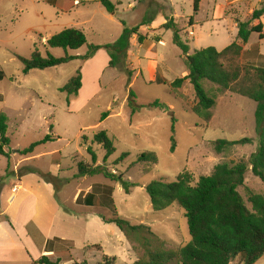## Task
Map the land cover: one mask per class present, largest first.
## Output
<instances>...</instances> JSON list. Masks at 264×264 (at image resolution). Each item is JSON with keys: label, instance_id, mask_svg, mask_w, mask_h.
Masks as SVG:
<instances>
[{"label": "rangeland", "instance_id": "1", "mask_svg": "<svg viewBox=\"0 0 264 264\" xmlns=\"http://www.w3.org/2000/svg\"><path fill=\"white\" fill-rule=\"evenodd\" d=\"M111 1L117 7L115 15L108 13L99 0H0V70L6 75L0 81V114L8 116L11 139L6 148L8 156L0 155V224L17 226L16 237L10 232V245L0 246V264H40L35 259L41 256L46 238L58 249H69L73 261L97 264L106 254L115 257L114 264H130L136 256L132 249L128 250L131 244L114 223H105L100 214L120 216L134 225L147 224L170 246L183 245L191 240L185 211L177 203L155 211L146 186L156 179L175 181L185 171L192 175V184H196L218 163L247 159L257 149L256 144L236 145L229 152L219 154L213 147V141L218 139L257 137L253 100L232 91L218 92L215 84L206 82V87L217 94L212 121L206 125L190 110L196 95L189 81L181 89L170 87L172 81L188 72L182 50L173 42L172 30L165 29L161 36L156 32L158 27H146L161 13L169 18L171 0ZM129 1H133V10L125 8ZM258 1L243 0L239 6L229 7L225 13L231 18L228 19L220 16V4H225V0H203L197 13L194 0H172L180 35L188 42L189 53L209 46L224 49L237 38L236 21H252L251 2ZM122 20L129 27L147 22L139 27V33L146 39L130 47L126 67H109L110 57L101 49L87 62L76 58L55 67L23 73L24 65L18 56L30 58L35 48L45 57L48 53L56 57L82 56L90 44L115 42L124 29ZM68 27L83 30L87 44L78 50L50 48L47 40ZM244 48L246 53L240 62L252 65L264 62V39L257 33L251 34ZM249 50H258V54L248 53ZM151 52L157 54L156 78L159 75L167 83L150 80ZM80 68L83 87L78 96L70 97L69 103L68 95L60 88ZM130 93L135 97L129 99ZM156 100L170 111L148 107ZM108 110L111 114L103 119V113ZM101 130L107 132L116 148L108 157L106 150L93 141L94 134ZM47 134L54 140L39 145L33 154L21 153ZM89 148L97 156L96 165L122 174L135 184L129 193L121 183L102 174L78 175L79 162L93 163ZM148 152L156 154V164L139 161V156ZM124 153L128 156L117 164ZM28 169L35 170L30 172L35 174L33 178L41 177L40 171L56 177L55 190L61 207L54 212L41 201L35 215L29 218L33 214L28 205L16 203L4 212L11 218L10 225L7 214L2 215L11 188L7 180L17 181L16 171L19 175ZM7 172L10 176L3 180ZM83 182L92 185L98 199L91 208L73 203L78 184L86 186ZM246 186L264 194V183L252 171L247 172ZM239 190L247 199L245 188ZM42 199L46 203V198ZM21 226H27L29 238ZM96 243L103 247L102 251L98 246L87 247ZM231 264L242 263L238 258ZM255 264H264V255Z\"/></svg>", "mask_w": 264, "mask_h": 264}, {"label": "trees", "instance_id": "2", "mask_svg": "<svg viewBox=\"0 0 264 264\" xmlns=\"http://www.w3.org/2000/svg\"><path fill=\"white\" fill-rule=\"evenodd\" d=\"M201 0H194V12L199 11ZM108 13L115 15L116 4L111 0H99ZM264 4L252 12V21L237 20V38L227 47L218 50L209 46L189 53V44L180 35L181 29L173 18H166L163 29L172 30L173 42L182 50L183 59L188 74L172 81L169 85L174 90L181 89L186 81L192 85L196 102L190 106L191 112L196 114L206 125L212 121L213 109L217 104V94L206 87V82L216 85V91H232L248 97L256 103L255 127L257 137H244L240 140L218 139L213 141L214 150L217 153L229 152L236 145L256 144V151L247 159L237 162H221L215 165L213 171L199 178L196 184H192V175L185 171L180 173L175 181L156 179L146 186L152 207L155 211H162L177 203L184 211L189 225L191 240L180 246H170L169 243L157 234L147 224L134 225L128 220L114 216L107 218L101 215L106 223H114L124 234L135 252L136 258L131 264H231L240 259L242 264H255L264 255V194L246 186L248 171L258 177L264 183V62L260 65L244 64L239 60L246 53L244 45L250 40L252 33H257L260 39H264ZM190 18V23H192ZM124 29L120 37L113 43L104 45L90 44L89 50L82 56L65 55L56 57L51 53L45 57L35 48L30 58L18 56L23 63V73L28 74L33 69H47L67 63L76 58L87 62L95 57L101 49H104L110 57L109 67H119L126 64L128 52L131 47V39L137 35L139 43H143L146 37L139 33L138 26L129 27L125 21H121ZM87 44V37L83 30L76 27L64 28L59 33L52 35L47 40L50 48H63L65 50H78ZM258 54V50H249L248 53ZM126 67V66H125ZM129 75L131 71L126 68ZM6 77L0 70V81ZM156 82L167 83L161 76H157ZM83 87V74L81 68L63 87L62 92L71 96H78ZM135 97L130 93L129 99ZM148 107H159L170 111V108L156 100ZM173 115V112H170ZM111 114L110 110L103 113L105 119ZM8 116L0 114V155L8 156L7 147L11 144L8 136ZM175 118L173 117V123ZM174 131V125H173ZM51 134L43 139L31 143L21 150L23 155L33 154L36 147L53 141ZM93 141L101 145L107 153V157L116 150L114 142L106 131L101 130L94 134ZM175 147L173 137L172 150ZM92 153L93 163L79 162V176L102 174L104 177L122 184L127 193L135 184L126 180L122 174H115L102 165H96L97 156ZM128 153L120 158L121 162ZM139 161L156 164L158 158L155 153L148 152L139 156ZM35 171L28 169L19 176ZM12 174V173H11ZM41 177L52 183L56 188V177L50 172H41ZM10 176L7 172L2 179ZM244 187L247 199L240 192ZM100 247L96 245V247ZM46 251L49 254L42 255L37 262L40 264H62L64 261L73 260L69 249H58L48 241ZM115 257L103 255L97 264H114ZM73 264H89L87 260L74 261Z\"/></svg>", "mask_w": 264, "mask_h": 264}, {"label": "crops", "instance_id": "3", "mask_svg": "<svg viewBox=\"0 0 264 264\" xmlns=\"http://www.w3.org/2000/svg\"><path fill=\"white\" fill-rule=\"evenodd\" d=\"M214 1H216V0H214ZM241 1H243V0H225V4H220V10H221L220 16L221 17L224 16V17H227L228 19H231L230 17L225 16V13L227 12V9L229 7H231V6H233V5L239 6V3ZM262 1L263 0H259L257 2V4H254L253 2H251L252 12L255 9H258V8L261 7ZM132 2L131 1L128 2V4H127L128 6L125 7L126 10H129V9L133 10L134 7L132 6L133 5ZM202 3H203V0H201L200 3H199V9H200ZM169 5L171 6V9H170L171 10V15L169 16V18H174L175 22H178L179 21L178 17L174 13V10H173L174 6H173L172 0L170 1ZM262 21L264 22V16L262 17ZM165 22H166V16L161 13V14L157 15L155 17L154 21H152V23H149V25L146 28L150 29V27H152V26L158 27L156 32L159 33L158 35L162 36V32L165 29L161 28L160 26H162ZM235 26L237 27V23H235ZM233 41H231L228 45H230ZM137 43H139V41L137 40V37L134 36L131 39V46L134 45V44H137ZM130 52H132V51H130ZM149 57L150 58H148V59H149L150 80L151 81H155L156 75H157V69H158V61L154 57H157V54L155 52H151ZM187 74H188V72H186V75ZM16 175L19 176L17 174V171H16ZM31 175H33V176H31ZM34 175H35L34 173H27V174H25L23 176L17 177V181H15L13 179H8V180L6 179L8 181V186L9 187L11 186V188L7 192V201L5 203L6 206L3 209V214L2 215H6L7 213L4 214V212L6 210L9 211V209L14 207L16 203H17V205L24 204V203H26L28 205V207L31 210V214H33L29 218H32L35 215V213H36V211L38 209V205H39V203L41 201H42V205L44 207H46L47 209H49V208H51L50 210L54 209V212H57L58 210H60L61 206H60V204H59V202L57 200L58 199L57 198V193H56V190H55V187L53 186V184L45 181L43 178H41L40 176H37V175L35 176V178H33ZM26 179H29V180L25 182ZM84 179H86V178H84ZM86 182H87V179H86ZM86 182H83V185H85ZM37 192H38V194H40V196L37 194ZM42 197L46 198V203L43 201ZM97 200L98 199H97L96 195L93 192L92 185L86 184V186H80V184H78V188L75 191L74 196H73V203H75V204H77V205H79L81 207H84V205H86V208H91V207H93L95 205ZM6 216L9 218V222H10V225H11L12 221H11V218H10L9 214H7ZM99 216L101 217V214ZM105 217H107V216H105ZM107 218H110V217H107ZM5 220H7V219H5ZM26 227L27 226H21L22 232H23V234L25 235L26 238H29V232H28ZM87 227L88 226H86V231L88 230ZM16 229H17V226H2V224H0V246H6L8 244L10 245V243H11V241H10L11 240L10 232H13L12 233V237H16V235H17V230ZM64 236H66V235H64ZM64 236L62 237V239H65ZM46 239H45V244H44V250L42 251L41 256L51 253V252H47L46 251V245H47V242H48ZM96 245L100 246V251L103 250V247L100 244H97V243L96 244H92V245H88L87 247L96 246ZM128 250L131 251V247L130 248L128 247ZM131 253H134V252L132 251ZM133 256H135V255H133ZM39 258L35 259V261L38 260ZM135 258H136V256H135ZM68 262H74V261L71 260V261H68ZM132 262H134V261H132ZM62 264H66V263H62Z\"/></svg>", "mask_w": 264, "mask_h": 264}, {"label": "built area", "instance_id": "4", "mask_svg": "<svg viewBox=\"0 0 264 264\" xmlns=\"http://www.w3.org/2000/svg\"><path fill=\"white\" fill-rule=\"evenodd\" d=\"M192 34V33H191Z\"/></svg>", "mask_w": 264, "mask_h": 264}]
</instances>
